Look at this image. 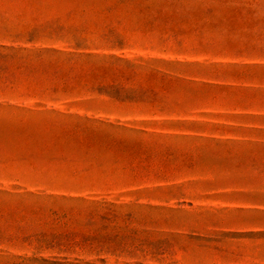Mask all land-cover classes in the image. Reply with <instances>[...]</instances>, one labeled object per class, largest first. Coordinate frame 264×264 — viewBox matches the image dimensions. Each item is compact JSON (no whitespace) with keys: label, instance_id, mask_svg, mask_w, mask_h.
I'll list each match as a JSON object with an SVG mask.
<instances>
[{"label":"rangeland","instance_id":"374dc122","mask_svg":"<svg viewBox=\"0 0 264 264\" xmlns=\"http://www.w3.org/2000/svg\"><path fill=\"white\" fill-rule=\"evenodd\" d=\"M0 264H264V0H0Z\"/></svg>","mask_w":264,"mask_h":264}]
</instances>
